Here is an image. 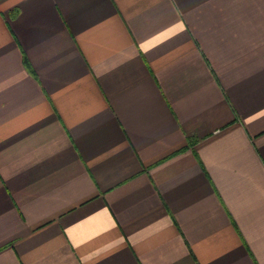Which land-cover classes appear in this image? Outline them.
<instances>
[{
    "label": "crops",
    "instance_id": "crops-1",
    "mask_svg": "<svg viewBox=\"0 0 264 264\" xmlns=\"http://www.w3.org/2000/svg\"><path fill=\"white\" fill-rule=\"evenodd\" d=\"M0 264H264V0H0Z\"/></svg>",
    "mask_w": 264,
    "mask_h": 264
}]
</instances>
